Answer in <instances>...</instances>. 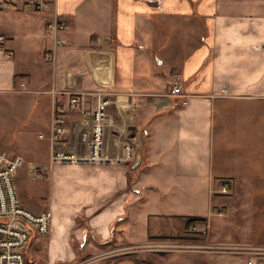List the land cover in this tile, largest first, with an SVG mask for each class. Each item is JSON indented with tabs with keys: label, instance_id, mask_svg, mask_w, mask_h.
<instances>
[{
	"label": "crops",
	"instance_id": "obj_1",
	"mask_svg": "<svg viewBox=\"0 0 264 264\" xmlns=\"http://www.w3.org/2000/svg\"><path fill=\"white\" fill-rule=\"evenodd\" d=\"M33 13L0 11V94L22 82V92L43 87L49 130L53 90H102L114 102L107 144L115 160L51 167L48 131L38 135L47 139V162H25L35 178H49L48 246L65 243L71 262H87L130 242L179 235L194 217L211 218L213 241L264 245V0H57ZM56 14L68 43L48 68L40 52L50 46L46 29ZM174 72L183 96L171 94ZM29 100L40 109L41 98ZM81 121L71 114L67 137L84 150L91 127ZM28 253L29 246V260ZM130 257L100 263L230 260Z\"/></svg>",
	"mask_w": 264,
	"mask_h": 264
},
{
	"label": "built area",
	"instance_id": "obj_2",
	"mask_svg": "<svg viewBox=\"0 0 264 264\" xmlns=\"http://www.w3.org/2000/svg\"><path fill=\"white\" fill-rule=\"evenodd\" d=\"M57 0H0V11L29 10L36 13L47 12ZM157 2V0H155ZM66 25L59 17L48 22L46 36L51 46L45 52V58L54 62L58 48L65 46L68 39L64 35ZM5 37L0 35V41ZM171 94L183 96V82L180 74H172ZM24 82L21 83L23 87ZM225 91V90H224ZM54 103L48 139L51 146L49 165L91 164L100 165L116 158L111 156L112 146L107 144L109 122L114 114V102L111 92L89 91H52ZM77 112L81 122L91 127L88 146L83 150L70 147L68 118ZM44 138V134H40ZM89 138V137H88ZM82 139H85V134ZM25 159L22 155H11L0 148V264H32L27 258L29 241L34 234L47 236L51 232L53 212L45 209L35 212L26 207L15 183L14 174ZM227 191L226 186L222 188ZM223 215L222 212H219ZM213 225L210 217H194L189 220L183 234L156 237L143 243H132L109 251L105 255L136 254L139 252L160 253H234L248 256L247 264H264V246L238 245L217 242L211 239ZM97 257L91 258L96 259ZM84 261L83 263H85ZM81 263V264H83Z\"/></svg>",
	"mask_w": 264,
	"mask_h": 264
},
{
	"label": "rangeland",
	"instance_id": "obj_3",
	"mask_svg": "<svg viewBox=\"0 0 264 264\" xmlns=\"http://www.w3.org/2000/svg\"><path fill=\"white\" fill-rule=\"evenodd\" d=\"M33 15L39 16L40 13H33ZM51 41L52 40L48 38L46 43L49 42L51 46ZM50 46L48 48H50ZM44 52L46 51L42 49L40 54L44 55ZM46 62V64H48V68L52 66V62ZM21 88L23 89L24 87ZM21 88H16L14 92H5L0 94V148L7 151L11 155H22L25 159L24 163L28 161V159H34L37 162L39 160L41 163L47 162L48 142L47 139L40 138L38 135L39 133L46 134L49 131L50 103H48L46 97H43L44 91H40L43 89V87L38 89L33 88L36 91L31 90L30 92H22L23 90H21ZM30 96L41 98V102L39 104L40 109H37L36 112L33 109H30L31 107H29ZM25 139L31 142V146L29 145V142L28 144L27 142H24ZM43 147L45 148V150L43 149ZM31 148L35 150V154H38L36 157H32L34 151L31 150ZM110 154L111 156L116 157V154L114 152ZM24 163L14 174L15 183L17 185V188L19 189L18 191L22 198V201L32 210L42 211L48 208H52L53 206L51 203L52 200L51 191L49 188V178H38L37 174L34 172V175L36 176L35 178L30 172L27 163ZM49 202L51 203V205H49ZM131 243L133 242H130V244ZM225 243L238 245H259L250 242L248 243L245 241L237 242L236 240H230L229 242ZM51 244H53L51 247L50 244L48 246V235L42 236L34 232V235H32L29 241V247L32 251V253H28L30 254L29 262H31L32 264H81L83 260H86V258H80L78 261L71 262V259L73 258H68L67 255L69 249L65 243L54 242ZM34 252L36 254H34ZM222 254L226 255L227 257L229 256L228 258L230 260L224 261L225 259H223L224 262L221 261L220 264H243L241 260L244 259L243 257H245L246 259L245 264L247 263L248 256L246 254L244 256L241 254H234L230 252L217 253L213 254V256L218 257ZM108 258L117 260H134V257H130L129 254H110L105 255V257L96 258L93 260L91 258H87V262L83 264H102L100 262L103 261L104 263L108 260ZM202 260L203 261L201 262V264H208L207 261H204V259ZM216 263L219 264V259L216 260Z\"/></svg>",
	"mask_w": 264,
	"mask_h": 264
}]
</instances>
